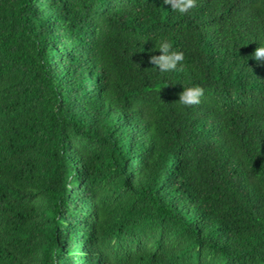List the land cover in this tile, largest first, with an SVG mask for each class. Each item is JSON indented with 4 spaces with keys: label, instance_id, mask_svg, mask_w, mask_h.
I'll return each mask as SVG.
<instances>
[{
    "label": "trees",
    "instance_id": "1",
    "mask_svg": "<svg viewBox=\"0 0 264 264\" xmlns=\"http://www.w3.org/2000/svg\"><path fill=\"white\" fill-rule=\"evenodd\" d=\"M260 46L264 0H0V264H264Z\"/></svg>",
    "mask_w": 264,
    "mask_h": 264
},
{
    "label": "clouds",
    "instance_id": "2",
    "mask_svg": "<svg viewBox=\"0 0 264 264\" xmlns=\"http://www.w3.org/2000/svg\"><path fill=\"white\" fill-rule=\"evenodd\" d=\"M164 3L171 5L172 11L182 15L197 7V0H164ZM158 47L159 52L162 54L151 56L150 63L155 65L161 72L177 70L178 64L184 59V53L174 51L172 43L167 39L161 40ZM253 56L257 61L264 60V46L256 48ZM203 95L204 89L199 85L184 88V91L179 94L178 102L185 106L199 105Z\"/></svg>",
    "mask_w": 264,
    "mask_h": 264
},
{
    "label": "bare ground",
    "instance_id": "3",
    "mask_svg": "<svg viewBox=\"0 0 264 264\" xmlns=\"http://www.w3.org/2000/svg\"><path fill=\"white\" fill-rule=\"evenodd\" d=\"M251 151V150H250Z\"/></svg>",
    "mask_w": 264,
    "mask_h": 264
}]
</instances>
